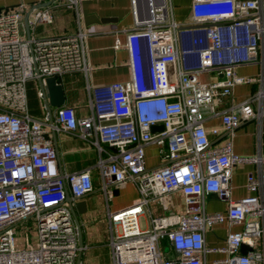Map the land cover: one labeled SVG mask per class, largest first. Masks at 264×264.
I'll return each instance as SVG.
<instances>
[{
  "label": "built area",
  "instance_id": "2783aa9c",
  "mask_svg": "<svg viewBox=\"0 0 264 264\" xmlns=\"http://www.w3.org/2000/svg\"><path fill=\"white\" fill-rule=\"evenodd\" d=\"M149 20L135 23L126 35L145 38L150 73L92 91L89 115L78 120L68 107L42 119L28 112L26 86L31 80L61 78L80 72L87 79L88 32L81 25L80 0H55L75 11L74 34L48 39L26 38L25 8L0 14V264H80L86 246L78 245V230L66 193L83 199L94 191L93 170L106 199L111 188L133 183L138 201L108 212L110 264H202L210 251L226 255L215 264H264V178L247 176L250 196L231 200V170L238 164L264 165V156H239L233 151L235 131L242 121L264 120V71L252 78L237 75L239 66L264 68V0H191L190 20H174L169 0H148ZM138 18L136 0H130ZM29 13V29L52 24L43 8ZM200 27L199 29H184ZM125 32V31H124ZM116 47L119 41H116ZM201 74L208 75L202 81ZM255 83L256 92L242 102L219 107L236 86ZM40 98L42 92H38ZM219 117L227 136L210 145L208 118ZM154 126L163 131L152 133ZM65 133L88 141L98 159L93 168L64 173L49 133ZM154 145L160 164L147 167L145 148ZM180 192L181 214L152 217L141 230L139 218L154 200ZM227 202L224 213H207L205 198ZM35 223L37 241L24 234L16 247V228ZM217 224L238 226L224 248L209 250L205 231ZM162 244L167 247L163 253ZM242 246L250 251L240 255Z\"/></svg>",
  "mask_w": 264,
  "mask_h": 264
},
{
  "label": "crops",
  "instance_id": "0c3cea01",
  "mask_svg": "<svg viewBox=\"0 0 264 264\" xmlns=\"http://www.w3.org/2000/svg\"><path fill=\"white\" fill-rule=\"evenodd\" d=\"M55 0H0V14L16 9L19 5L25 8V14L30 12L33 6L48 4L47 9L53 16L52 24H37L29 29V37L26 38L48 39L53 37L74 34L77 29L75 11L65 6H56ZM138 18L133 16V8L130 0H80L78 14L81 25L88 32L87 60L91 69L88 78L80 72L67 74L57 78V83L62 86L65 103L61 107L74 110L78 120L89 115L88 101L92 91L105 88L115 83L130 82L133 77L138 78L141 74L150 73V55L145 38L132 40V53L126 48V35L142 20H149L150 5L148 0H136ZM174 20L178 23H186L190 20L191 0H169ZM24 14V16H25ZM24 21V17H23ZM25 31V29H24ZM125 31V32H124ZM119 45L116 47V41ZM261 65L247 64L236 69L237 75L252 78L262 73ZM34 92L33 102L28 97V88ZM258 86L248 83L236 86L231 99H225L220 109H225L232 102L239 103L253 95ZM38 81L31 80L27 83L26 94L29 114L36 119H42L48 115L45 102L47 99L38 96ZM60 108V107H58ZM52 109L51 116L56 109ZM204 126L207 131L218 130V136L209 134L210 145L222 146L227 136L221 128L219 117L208 118ZM52 146L57 154L58 167L61 172H81L93 168L98 159L95 148L88 142L77 136L65 133H49ZM233 151L244 157L264 156V120L242 121L233 138ZM147 167H156L160 164L157 147L150 145L145 148ZM94 191L84 198L87 203L86 212L79 216L81 225L83 246L86 250L80 257V264H110V248L107 242L101 243V235L98 222L108 225V212H116L134 205L139 194L133 183H127L117 188H111L112 196L106 199L99 189V178L93 170ZM252 174L257 178H264V165L238 164L231 170V200L238 201L251 195L246 188L247 176ZM264 193V187H263ZM228 203L220 201L215 195L205 198V210L207 213H224ZM184 210L183 196L180 192L169 194L164 200H154L140 216L144 219L145 229L149 226L150 218L162 217L170 214H181ZM238 226L217 224L205 231V246L209 250H220L225 246V240L229 233L240 231ZM255 251L264 247V238L256 243ZM249 249V248H248ZM250 249L248 250V252ZM247 252V253H248ZM240 255H242L240 253ZM246 255V254H245ZM226 255L220 251H210L202 258V264H215L223 260Z\"/></svg>",
  "mask_w": 264,
  "mask_h": 264
},
{
  "label": "water",
  "instance_id": "95a60500",
  "mask_svg": "<svg viewBox=\"0 0 264 264\" xmlns=\"http://www.w3.org/2000/svg\"><path fill=\"white\" fill-rule=\"evenodd\" d=\"M48 4H40L33 6V8H41L44 7ZM32 8V9H33ZM31 9V10H32ZM28 19H29V13H26L24 16V27H25V32L27 37H29V26H28ZM200 27H193V28H182L179 31H183L184 29H199ZM38 85L40 91L43 93L44 98L47 99L45 102L46 104V111L51 117V112L52 109L58 108L64 105L65 100H64V94H63V89L60 84L57 83L56 79L54 77H49L44 80L38 79ZM152 133H157L163 131L162 126H154L151 129ZM65 202L69 204L71 207V212L75 220V224L77 226L78 230V245L79 247H83V237H82V231H81V225L79 223V216L83 215L86 210H87V203L84 201V199H73L69 196L68 193H66V198ZM248 247L247 246H242L240 249V253L242 255L247 254L248 252Z\"/></svg>",
  "mask_w": 264,
  "mask_h": 264
},
{
  "label": "rangeland",
  "instance_id": "374dc122",
  "mask_svg": "<svg viewBox=\"0 0 264 264\" xmlns=\"http://www.w3.org/2000/svg\"><path fill=\"white\" fill-rule=\"evenodd\" d=\"M200 79L202 81H206V80H208V75L201 74ZM28 97H29L30 101L33 102L34 92L30 87L28 88ZM97 225L99 227L101 239H103V240H101V243L107 242V238L109 237L108 225L106 223L102 222L101 220H99ZM139 226H140L141 230H145V223H144L143 218H139ZM24 234L27 235L28 242L30 243V245L35 246L36 241H37V235H36L35 223L32 220H28L27 222L20 224L16 228L15 238H16V247L17 248H20L22 246ZM162 251L164 254L167 253V251H168L167 247L164 244H162Z\"/></svg>",
  "mask_w": 264,
  "mask_h": 264
},
{
  "label": "flooded vegetation",
  "instance_id": "af4514ba",
  "mask_svg": "<svg viewBox=\"0 0 264 264\" xmlns=\"http://www.w3.org/2000/svg\"><path fill=\"white\" fill-rule=\"evenodd\" d=\"M84 199V198H83Z\"/></svg>",
  "mask_w": 264,
  "mask_h": 264
}]
</instances>
